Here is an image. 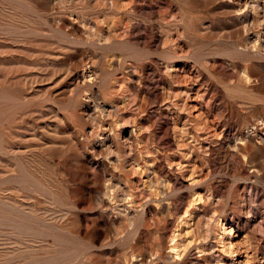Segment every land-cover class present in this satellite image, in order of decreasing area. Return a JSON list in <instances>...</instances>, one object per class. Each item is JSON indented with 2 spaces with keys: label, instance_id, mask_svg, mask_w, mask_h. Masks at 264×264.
Here are the masks:
<instances>
[{
  "label": "rangeland",
  "instance_id": "obj_1",
  "mask_svg": "<svg viewBox=\"0 0 264 264\" xmlns=\"http://www.w3.org/2000/svg\"><path fill=\"white\" fill-rule=\"evenodd\" d=\"M0 264H264V0H0Z\"/></svg>",
  "mask_w": 264,
  "mask_h": 264
},
{
  "label": "bare ground",
  "instance_id": "obj_2",
  "mask_svg": "<svg viewBox=\"0 0 264 264\" xmlns=\"http://www.w3.org/2000/svg\"><path fill=\"white\" fill-rule=\"evenodd\" d=\"M247 215H248V214H247ZM174 246H175V245H174ZM174 246H173V247H174ZM175 247H176V246H175ZM174 249H175V248H174ZM175 254L178 255L176 251H175Z\"/></svg>",
  "mask_w": 264,
  "mask_h": 264
}]
</instances>
